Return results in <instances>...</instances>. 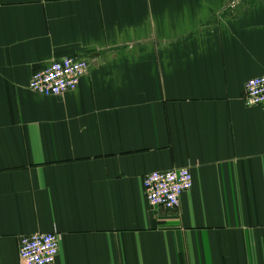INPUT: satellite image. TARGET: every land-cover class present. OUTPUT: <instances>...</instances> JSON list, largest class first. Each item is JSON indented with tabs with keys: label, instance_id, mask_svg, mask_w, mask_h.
Here are the masks:
<instances>
[{
	"label": "crops",
	"instance_id": "0c3cea01",
	"mask_svg": "<svg viewBox=\"0 0 264 264\" xmlns=\"http://www.w3.org/2000/svg\"><path fill=\"white\" fill-rule=\"evenodd\" d=\"M88 62L76 90L32 75ZM264 0H0V264L55 233L54 264H264ZM187 168L173 211L143 177Z\"/></svg>",
	"mask_w": 264,
	"mask_h": 264
},
{
	"label": "built area",
	"instance_id": "2783aa9c",
	"mask_svg": "<svg viewBox=\"0 0 264 264\" xmlns=\"http://www.w3.org/2000/svg\"><path fill=\"white\" fill-rule=\"evenodd\" d=\"M88 71L87 61L64 58L36 71L28 84L33 93L57 97L77 89ZM244 104L264 108V76L249 79L245 84ZM192 175L187 168L152 172L143 177L142 188L150 208L173 211L180 207L183 194L192 188ZM55 233L33 234L19 240L20 264H54L59 252Z\"/></svg>",
	"mask_w": 264,
	"mask_h": 264
}]
</instances>
